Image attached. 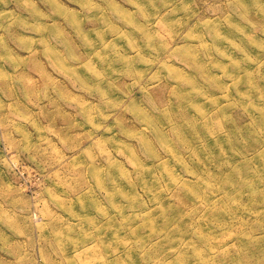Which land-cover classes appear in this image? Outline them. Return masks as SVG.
<instances>
[{
    "label": "rangeland",
    "instance_id": "1",
    "mask_svg": "<svg viewBox=\"0 0 264 264\" xmlns=\"http://www.w3.org/2000/svg\"><path fill=\"white\" fill-rule=\"evenodd\" d=\"M0 264H264V0H0Z\"/></svg>",
    "mask_w": 264,
    "mask_h": 264
},
{
    "label": "bare ground",
    "instance_id": "2",
    "mask_svg": "<svg viewBox=\"0 0 264 264\" xmlns=\"http://www.w3.org/2000/svg\"><path fill=\"white\" fill-rule=\"evenodd\" d=\"M50 1H52V0H50ZM150 33H151L150 31H149V32L147 31V32L145 33L146 37L150 38V36H151ZM146 39H147V38H146ZM147 40H148V39H147ZM193 58H194V56H193ZM194 62H195L196 65L202 67V64H200L199 62H196V60H195Z\"/></svg>",
    "mask_w": 264,
    "mask_h": 264
}]
</instances>
